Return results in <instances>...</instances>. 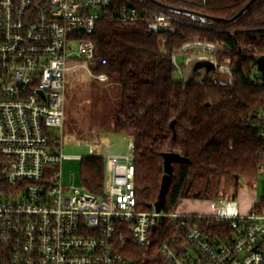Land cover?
Returning a JSON list of instances; mask_svg holds the SVG:
<instances>
[{
    "label": "built area",
    "instance_id": "1",
    "mask_svg": "<svg viewBox=\"0 0 264 264\" xmlns=\"http://www.w3.org/2000/svg\"><path fill=\"white\" fill-rule=\"evenodd\" d=\"M126 2L0 0V264H132L124 245L132 239L148 246L166 217L179 229L160 244L170 264H264V210L213 216L231 228L229 235L214 236L192 215L140 209L133 138L123 155L108 152L111 143L106 150L91 146L90 156L106 161L102 195L64 183L68 61L106 63L95 58L85 33L105 18L147 22L169 33L182 21L141 0ZM226 45L189 40L173 54V64L186 78L191 58L212 57L211 72L232 82V59L217 58ZM91 75L109 81L105 73ZM201 77L195 80L202 83Z\"/></svg>",
    "mask_w": 264,
    "mask_h": 264
},
{
    "label": "trees",
    "instance_id": "2",
    "mask_svg": "<svg viewBox=\"0 0 264 264\" xmlns=\"http://www.w3.org/2000/svg\"><path fill=\"white\" fill-rule=\"evenodd\" d=\"M141 1L178 16L182 21L176 32L156 30L147 22L105 18L85 37L95 44V58L106 60L90 63L92 70L121 85L113 130L134 140L138 207L148 210L158 199L165 152H179L190 160L174 163L163 208L169 213L184 198L210 199L225 183L235 181L238 187L240 177L263 174L264 77L257 58L264 55V0ZM198 38L226 42L217 58L232 59V82L216 72L202 76V83L175 78L173 54ZM105 170L104 157L82 158L83 187L102 195ZM256 210H264V196L255 202L252 211ZM192 217L214 236L231 234L228 221ZM178 230L169 218H163L148 246L130 239L123 252L132 264H170L160 244Z\"/></svg>",
    "mask_w": 264,
    "mask_h": 264
},
{
    "label": "rangeland",
    "instance_id": "3",
    "mask_svg": "<svg viewBox=\"0 0 264 264\" xmlns=\"http://www.w3.org/2000/svg\"><path fill=\"white\" fill-rule=\"evenodd\" d=\"M179 61L184 64L185 60L180 56ZM68 65L73 67L67 79L63 128V152L68 158L63 162L62 171L65 184L83 187L82 158L91 155V146L95 142H100L99 136L108 134L110 137L113 147L109 148L108 152H113L115 149H126L129 138L113 130L121 85L115 80L101 82L94 79L91 72H96L92 70L88 60L71 58ZM174 76L177 79L182 77L177 70ZM263 196V174L254 178L242 176L238 180V187L235 181L228 182L213 198H184L176 210L184 215L196 216L248 215L252 212L254 203ZM220 200H222L221 203Z\"/></svg>",
    "mask_w": 264,
    "mask_h": 264
},
{
    "label": "water",
    "instance_id": "4",
    "mask_svg": "<svg viewBox=\"0 0 264 264\" xmlns=\"http://www.w3.org/2000/svg\"><path fill=\"white\" fill-rule=\"evenodd\" d=\"M250 4L251 3H248L239 12V15L243 11H245L249 7ZM163 6L166 8H169V9H175L174 7L169 6V5L163 4ZM179 10L201 15L199 12H196V11H190V10H186V9H179ZM257 63H258V67H259V69L262 72V75L264 77V55H261L260 57L257 58ZM215 69H216V66H215L214 58L208 57V56L193 57L188 61L187 65H186V80H187V82H191L196 77L205 76L209 72H211ZM163 155H164V171H165V174H164L163 179H162L160 192H159L157 201L154 203H151L149 205V208L155 207V209L158 212L163 210L164 205L166 203V196H167V193L169 191V187H170L171 181L173 179V174H174V170H175L174 163L190 162V160L187 157L183 156L179 152H171L170 151V152H165ZM154 229H155V227H153V230Z\"/></svg>",
    "mask_w": 264,
    "mask_h": 264
},
{
    "label": "crops",
    "instance_id": "5",
    "mask_svg": "<svg viewBox=\"0 0 264 264\" xmlns=\"http://www.w3.org/2000/svg\"><path fill=\"white\" fill-rule=\"evenodd\" d=\"M100 138V142H95L93 143L92 145H96L97 148L96 149H100V150H104L105 148L107 149L108 147V144L110 143V137L108 136V134H102L99 136ZM128 137V136H127ZM129 138V137H128ZM112 144V143H111ZM113 145L111 146V149H112ZM115 148V147H114ZM105 149V150H106ZM114 150V149H113ZM128 150V148L126 147V149H115V151H113L112 153H115V154H120V155H123L126 153V151ZM255 204V203H254ZM254 207V205H253ZM177 211V210H176ZM178 212V211H177Z\"/></svg>",
    "mask_w": 264,
    "mask_h": 264
},
{
    "label": "bare ground",
    "instance_id": "6",
    "mask_svg": "<svg viewBox=\"0 0 264 264\" xmlns=\"http://www.w3.org/2000/svg\"><path fill=\"white\" fill-rule=\"evenodd\" d=\"M97 147V146H96Z\"/></svg>",
    "mask_w": 264,
    "mask_h": 264
}]
</instances>
